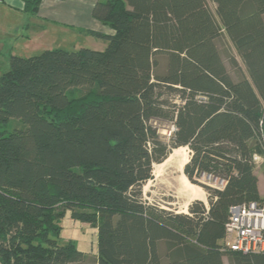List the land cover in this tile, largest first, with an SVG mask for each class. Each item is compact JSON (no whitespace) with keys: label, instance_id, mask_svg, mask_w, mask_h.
I'll return each mask as SVG.
<instances>
[{"label":"trees","instance_id":"16d2710c","mask_svg":"<svg viewBox=\"0 0 264 264\" xmlns=\"http://www.w3.org/2000/svg\"><path fill=\"white\" fill-rule=\"evenodd\" d=\"M96 0L113 30L79 31L102 50L53 47L11 55L0 74V264H71L59 218L97 226L96 264H264V253L224 246L229 207L262 200L264 0ZM41 0H23L35 14ZM224 31L244 69L234 79L216 39ZM237 67L234 58H230ZM16 119L8 129L9 122ZM174 129L164 141L153 123ZM190 150L184 175L210 174L172 213L142 200L153 164Z\"/></svg>","mask_w":264,"mask_h":264},{"label":"crops","instance_id":"0c3cea01","mask_svg":"<svg viewBox=\"0 0 264 264\" xmlns=\"http://www.w3.org/2000/svg\"><path fill=\"white\" fill-rule=\"evenodd\" d=\"M95 2L41 0L37 12L29 14L23 10V0H0V74L9 68L11 55L30 56L53 47L104 49L105 39L79 31L113 33L92 15ZM258 188L262 196L259 182Z\"/></svg>","mask_w":264,"mask_h":264},{"label":"rangeland","instance_id":"374dc122","mask_svg":"<svg viewBox=\"0 0 264 264\" xmlns=\"http://www.w3.org/2000/svg\"><path fill=\"white\" fill-rule=\"evenodd\" d=\"M208 5L211 8H214L213 2L211 0H207ZM217 47L222 55L223 61L227 67V70L231 74L234 79L239 77L241 70L244 69L242 60L234 47L233 43L226 36L224 31L220 33V35L216 39ZM85 45V44H81ZM230 58H234L237 62V67L233 66ZM16 119H12L8 125V129H11V125L15 124ZM158 128L159 134L161 138L168 142L170 133L174 129V126L166 121L156 120L153 122ZM187 151L190 156V150ZM172 171L171 175L176 176L178 171L174 168H170ZM175 172V173H174ZM255 174L257 175L258 182L260 185V192L264 196V158L259 157L255 161ZM199 182L195 183L204 191L205 201L203 199H193L190 200L189 203L185 207L184 203L187 198L176 193V189L174 187L165 186L161 182H159L152 174V178L146 181L142 187V200L147 204H152L158 208H161L165 211L172 213H188V206L194 200H201L205 205H208L207 196L208 193L206 190L200 185V183L208 184L212 187L218 185V179H207L201 176L200 178H196ZM58 223L61 226V231L58 238V243H65L67 241H72L77 249H79L83 254V259L79 262L71 263V264H96L97 262V226L95 224L82 222L76 219H73L70 216L69 211H65L63 216L59 218ZM224 264H231L229 259L226 256H223Z\"/></svg>","mask_w":264,"mask_h":264},{"label":"built area","instance_id":"2783aa9c","mask_svg":"<svg viewBox=\"0 0 264 264\" xmlns=\"http://www.w3.org/2000/svg\"><path fill=\"white\" fill-rule=\"evenodd\" d=\"M260 156L255 155L256 161ZM209 180L217 178L202 175ZM216 188H223L224 179H218ZM224 246L242 253H264V197L231 205L224 225Z\"/></svg>","mask_w":264,"mask_h":264},{"label":"bare ground","instance_id":"6f19581e","mask_svg":"<svg viewBox=\"0 0 264 264\" xmlns=\"http://www.w3.org/2000/svg\"><path fill=\"white\" fill-rule=\"evenodd\" d=\"M189 153L187 147L179 146L174 148L172 153L162 162L153 164L152 174L159 182L165 186L174 187L176 193L187 198L184 203L185 207L190 200L203 199L204 191L198 185L190 182L184 175L183 167L189 160ZM170 168L178 171L176 176H172ZM175 173V172H174Z\"/></svg>","mask_w":264,"mask_h":264},{"label":"water","instance_id":"95a60500","mask_svg":"<svg viewBox=\"0 0 264 264\" xmlns=\"http://www.w3.org/2000/svg\"><path fill=\"white\" fill-rule=\"evenodd\" d=\"M174 150V148H172L169 152H168V154H167V156L163 159V160H165L171 153H172V151Z\"/></svg>","mask_w":264,"mask_h":264}]
</instances>
